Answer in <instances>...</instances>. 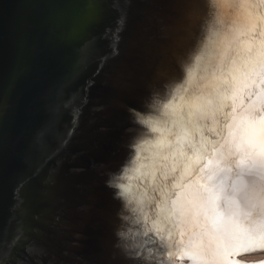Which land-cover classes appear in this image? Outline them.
<instances>
[{
	"label": "water",
	"instance_id": "water-1",
	"mask_svg": "<svg viewBox=\"0 0 264 264\" xmlns=\"http://www.w3.org/2000/svg\"><path fill=\"white\" fill-rule=\"evenodd\" d=\"M241 1L215 0L213 15L209 0H0V264H187L181 249L192 257L195 244L203 250L208 210L191 203L197 191L184 165L210 146L157 161L145 149L137 159L131 144L149 130L130 110L145 113L155 92L182 81L213 20L223 34L244 19ZM218 60L219 51L212 65ZM204 135L212 139L207 128ZM200 140L193 131L185 144ZM125 166L129 176L149 173L131 181L144 199L138 224L110 187ZM175 206L180 212L165 224L174 233L169 261L152 226ZM191 213L201 227L189 241ZM129 229L157 241L152 258L123 246L118 233Z\"/></svg>",
	"mask_w": 264,
	"mask_h": 264
},
{
	"label": "snow or ice",
	"instance_id": "snow-or-ice-1",
	"mask_svg": "<svg viewBox=\"0 0 264 264\" xmlns=\"http://www.w3.org/2000/svg\"><path fill=\"white\" fill-rule=\"evenodd\" d=\"M209 3L213 5L210 14L214 15L215 0H209ZM247 7V5H240L242 12ZM249 35L251 39L246 40L245 37ZM257 39H259L258 43ZM217 51H219V60L213 66L211 61ZM258 64L264 65V31H261L259 37H257L255 26L249 32L246 21L238 18L222 34L220 21L213 20L197 54L185 66L183 80L171 83L166 95L159 91L155 92L151 103L147 104L145 113L137 112L135 109L130 110L134 122L149 130L148 133L141 134V137L131 144V148L137 154V159L143 156L145 149L151 150L154 153L151 159L157 161L168 159L167 153H171L173 158L177 151L180 155H184L185 147L195 149L200 145L203 149L202 154L208 150L209 146L214 147L223 136L224 126L220 124L217 117L223 108L228 107L227 92L232 90L240 77L247 75L250 66L255 67ZM209 72L211 73L210 78L207 75ZM228 77H231V79ZM198 79H203L205 83L189 97L188 94L197 84ZM221 88L225 89L223 93L220 91ZM165 99H167V102H164ZM258 111L262 113L259 117L248 120V126L251 129L248 137L242 143H235L233 133V139L229 141V155H235L239 152L244 153L237 161V166L242 170L246 169L247 175H254L257 168L264 170V163L258 165L255 159H250V162L249 159H246L253 156L257 143L264 145V106ZM225 119H227V115H225ZM209 122H214L215 127H211ZM205 128L211 132V140L204 135ZM193 131L201 137V140L189 141L185 144V140ZM148 135H151L153 139L146 141L144 137ZM233 147L235 153L232 151ZM146 167L154 168L155 164L146 165ZM173 171H175V168H173ZM128 172L129 167L125 166L121 170V174L113 177L110 181V187L119 189L117 196L125 201V208L131 213L133 222L138 224V214L142 211L144 199L134 195L131 181L137 179L143 182L147 179L149 173L142 174L140 170H137L135 176H129ZM164 175L166 177V174ZM151 176L152 180L155 181L154 171ZM125 177L129 180L128 184L122 182ZM261 178L264 179V171L261 173ZM222 191V188H218L217 192L210 197L211 202L215 203L220 198L219 193ZM236 191L243 190L236 189ZM252 192L255 194V188L252 189ZM247 194L245 192V195ZM143 195L147 196V190ZM166 210L167 203L165 202L158 216L163 215ZM122 218L128 221L130 216L124 215ZM165 224L171 225L173 222L170 218L167 221L157 219L152 226V231L159 236V247L161 249L168 248L169 261H171L172 256L175 255L171 246L174 233L168 230L167 235H165ZM248 231H250V228L244 229L238 226L226 229L220 238V242L227 248L243 245ZM148 235V233H141L132 229L118 233L126 249L133 250L137 256H141L140 250H147L148 257L152 258L157 250V241L155 239L147 241ZM261 246L264 247V245ZM254 250L256 248L253 246L240 248V251L243 252ZM178 258L193 259L192 255L183 249H181V255Z\"/></svg>",
	"mask_w": 264,
	"mask_h": 264
},
{
	"label": "bare ground",
	"instance_id": "bare-ground-1",
	"mask_svg": "<svg viewBox=\"0 0 264 264\" xmlns=\"http://www.w3.org/2000/svg\"><path fill=\"white\" fill-rule=\"evenodd\" d=\"M198 1L200 2V0ZM241 2V5L243 4L248 6L243 10V20L246 21L247 30L250 32L252 27L255 26L257 37H259V33L261 31H264V5L260 7H255L253 5V7H251V3L249 0H242ZM261 3L264 4V0H262ZM249 6L251 7V9ZM245 39H251V36H246ZM258 42L259 39H257V43ZM181 44L183 45L184 42L182 41ZM228 78L231 79V77ZM262 82L263 84H261ZM255 84H260V86H258L259 88H255ZM258 89H261L260 94L262 92L264 93V65L261 64H258L255 67L250 66L247 75L240 77L238 83L234 85L232 90L227 92L226 99L228 107L223 108L222 111L218 113L217 117L220 124L224 126L223 136L220 139L219 143H217L214 147L210 146V151L205 155H201L198 157L194 156L195 158L193 157L184 165L186 174L189 177L188 182L197 191V193H190L189 197L191 203L194 206L199 205V203H203L206 205L208 210V225L206 228H204V230H199V232L203 236V241L205 243L204 247L202 248L203 250H199V248L197 247L198 244H195L196 250L193 253L194 261H187V264H195L197 263V261L202 262V260H199L201 258L205 259L206 264H243L242 262H244V264H254V262L249 261L251 260L249 259V257L260 254L256 253L258 251H240V248L245 246L244 244L246 243H244L243 245H237L234 248H227L220 242V237L215 238L216 235L213 234V225L211 224L212 219L215 223L217 218L213 217L212 214V210L215 205L209 204L207 199L208 194L212 195L214 193L213 191H210L211 187L217 189L222 188L224 192L219 193L220 195L224 196L231 194L230 196H227V199H222L220 201L221 204H217L220 207L217 212V214L219 215V221L221 222L223 218L222 215H227V212H229L230 215H236L237 213H246L248 211V213L252 214L253 217H255L262 226L258 229L259 234L257 231L256 233L254 232V236L249 234L247 235L246 233V239L250 240L251 242L253 241L252 245L255 246L256 249H264V247L261 246L264 245V179L261 178V173L264 170L257 168L254 175H247L246 169L242 170L237 166V161L244 155V153L239 152L235 155H229V141L233 139L232 134L234 133L235 143H242L243 140L249 135V132L245 128V126L242 125V128L238 125L243 124L239 122L241 121V118H249L248 112L250 110V106H247L246 104H249L250 101L252 103L255 95H260L258 93ZM220 91L224 92L225 89L221 88ZM244 106L246 108L245 111ZM252 111L253 110H251V112ZM225 115H227V119H225ZM209 124L211 127H215L214 122H209ZM232 151L235 153L234 147L232 148ZM255 151H257V149ZM259 154H264V152L258 150L253 154L251 158L246 159H249V162L250 159H255L258 165L260 163H264L263 160L258 158L257 155ZM210 177H212V179H210ZM253 188H255V194H253L252 192ZM236 189H242L243 191L237 192ZM245 192H247L248 194L245 195ZM243 204L246 206H244ZM193 205H191L190 208L185 209V212L193 208ZM179 212V208L175 206L172 214L166 216V221L169 218L171 219V221L175 219L174 217L178 215ZM192 215L194 214L191 213L188 217L192 218L195 228H193V230H191L188 234H186V232L189 228L184 229V237L188 240L189 238H193L194 235L192 234L195 232V230L201 227L199 225V218ZM250 224H245V226H248ZM166 225L167 227L170 226V224ZM165 233H167V231H165ZM191 240H194V238ZM230 251L234 252V256L227 257ZM225 255L227 256L225 257ZM259 262H262V260L256 262L255 264H258Z\"/></svg>",
	"mask_w": 264,
	"mask_h": 264
},
{
	"label": "rangeland",
	"instance_id": "rangeland-1",
	"mask_svg": "<svg viewBox=\"0 0 264 264\" xmlns=\"http://www.w3.org/2000/svg\"><path fill=\"white\" fill-rule=\"evenodd\" d=\"M261 84H263V82ZM258 86H260V84H255L254 87L255 88H259ZM260 92H261V89H258V93L259 94H260ZM246 105L247 106H250V110L248 112L249 113V118L248 117L241 118L240 119L241 121H239V122H241L243 124H239L238 126L239 127H242V125L245 126V128L250 133L251 132V129L248 126L247 119L248 120L249 119H255V118H257V117H259L261 115L260 114L261 112L258 111V109H260L262 106H264V93L262 92L260 95H255V98L252 101V103L250 101V103L249 104H246ZM245 106H244V108H245ZM245 110H246V108L244 109V111ZM251 110H253V111L251 112ZM261 145L262 144L257 143L256 149H257V151L260 150V151H263L264 152V145H262V146ZM258 146H261V147H258ZM257 151H254V153L257 152ZM257 156H258L259 159H261V160L264 161V154H259ZM210 190L213 191L214 193L212 195H209L208 194L207 195V199H208L209 204L215 205V207L212 206V207H214L213 210H212L213 211L212 214H213V217H217L215 223L213 222V219H212V222L213 223L210 221L211 224L213 225V234L216 235L215 238H217V237H220L221 238V236L223 235V233L225 232L226 229H231L233 227H237L238 225H239L238 227H241V228H244V229H249L250 228V231L247 232V235L249 234V235L254 236V234L256 233V231L259 234V230L258 229L261 228L262 225L260 224V222H258L256 220L255 217H253L252 214L248 213V211L246 213H243V212L240 213V214L237 213L236 214L237 216L235 214L234 215H230L229 212H227V215L226 214L222 215L223 218H222V220L220 222L219 221V215L217 214V212H218V210H219L220 207L217 204H221L220 201L222 199L223 200L227 199V196H230L231 194L224 195V196L219 194V197L220 198L218 200H216L217 202L215 201V203H213V202H211L210 197L213 196L217 192V188H212L211 187ZM223 192H224V190L222 192H220V193H223ZM216 206L218 207V209H217ZM244 206H246V205H244ZM246 210H247V208H246ZM250 223H252V224H250ZM245 224H250V225L245 226ZM240 225H243V226H240ZM245 243H246V244H244L245 246H253L252 245L253 244V241L251 242L248 239H246V242ZM245 246H243V247H245ZM253 247H255V246H253ZM254 251H258L256 253H260V254H257V255H254V256L249 257V259H251L249 261H251V262H258V261L262 260V262H259L258 264H264V258H263V256H264V254H263L264 253V249L263 250L256 249ZM251 253H253V252H251ZM252 259H254V260H252ZM249 261H248V263H249ZM242 263L244 264V262H242ZM249 264H252V263H249Z\"/></svg>",
	"mask_w": 264,
	"mask_h": 264
}]
</instances>
